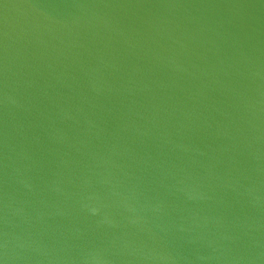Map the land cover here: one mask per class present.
Listing matches in <instances>:
<instances>
[{"label": "water", "instance_id": "95a60500", "mask_svg": "<svg viewBox=\"0 0 264 264\" xmlns=\"http://www.w3.org/2000/svg\"><path fill=\"white\" fill-rule=\"evenodd\" d=\"M0 264H264V0H0Z\"/></svg>", "mask_w": 264, "mask_h": 264}]
</instances>
